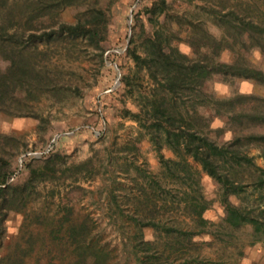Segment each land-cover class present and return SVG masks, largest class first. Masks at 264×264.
<instances>
[{
    "label": "rangeland",
    "instance_id": "1",
    "mask_svg": "<svg viewBox=\"0 0 264 264\" xmlns=\"http://www.w3.org/2000/svg\"><path fill=\"white\" fill-rule=\"evenodd\" d=\"M157 1H89L67 6L56 15V23H75L79 16L84 20V12L100 8L109 19L107 38L99 46L85 37L67 38L49 46V67L60 73L65 93L57 99L41 97L34 102L38 117L0 113V132L9 137L0 150L11 155L14 169L9 181L22 182L28 177L26 162L45 171L38 174L25 203L4 215L0 258L12 250L18 253L17 245L24 246L31 233L42 238L45 228L38 221L56 222L68 208L74 218L85 220L92 246L104 252V263L92 257L89 264H264L263 240L252 238L250 225L234 228L225 223L219 202L221 189L199 166L194 165L200 171L198 184L179 179L172 183L168 179L166 189L171 188V194L152 190L164 171L160 155L163 159L174 155L166 147L158 152L147 132L125 112H136L155 86L148 70L137 67L130 49L143 56L145 38L158 32L170 38L187 62L200 60L210 53L208 36L220 39L224 35L211 9L225 14L248 7L254 17L259 14L264 18V0H164L161 12H145L144 7ZM195 40L197 46L192 43ZM249 52L251 64L264 70L260 53ZM234 57V51L225 48L215 59L230 62ZM123 76L128 80L127 87ZM204 87L212 89L213 100L221 101L198 109L209 122L205 130L209 129L212 138L224 140L238 135L244 143L242 149L264 166L254 141L246 138L258 131L254 124L259 121L249 113L264 110V83L235 75H214ZM188 89L183 88L176 97L185 118L191 120L185 111L191 112L195 97ZM237 94L245 97L228 103V98ZM216 106H220L219 114L212 108ZM50 151L60 155L56 162L49 163L55 167L52 171L45 170L42 163ZM241 168L248 178L251 168ZM242 188L236 201L242 199L246 204L254 195L246 185ZM199 193L209 204L202 215L207 222L200 232L189 205L196 202L194 197ZM231 199L235 200L233 196ZM135 219L137 224H150L139 229ZM39 242L48 245L39 239L35 250L22 256V264H47L56 253H46L49 245L46 251H40ZM61 260L59 254L53 261L61 264Z\"/></svg>",
    "mask_w": 264,
    "mask_h": 264
},
{
    "label": "trees",
    "instance_id": "2",
    "mask_svg": "<svg viewBox=\"0 0 264 264\" xmlns=\"http://www.w3.org/2000/svg\"><path fill=\"white\" fill-rule=\"evenodd\" d=\"M89 1L97 2L0 0V113L8 116L38 117L39 114L33 109L34 102L39 101L41 97L57 99L65 93L66 88L60 73L49 67L47 48L67 38L72 40L85 37L95 46L106 40L109 19L100 8L92 9L89 13L84 12L82 21L81 16L75 23L55 21L56 15L63 8ZM164 7V0H159L144 9L148 14L156 15ZM211 13L217 16V21L220 20L219 25L224 35L220 39L208 36L207 47H210V53L200 60L187 62L185 54L171 45L170 38H164L158 32L145 38L143 56L129 50L137 67L148 70L155 86L142 100V104H139L136 112L126 109L125 112L147 132L158 152L166 147L174 155V158L169 159H163L160 155L164 171L160 179L154 181L153 191L159 189L170 193L171 188L166 189L168 179L172 183L175 182L174 179H179L180 182L189 180L198 184L200 171L195 166H199L221 189L219 202L224 211L225 223L234 228L250 225L253 230L252 238L264 242V166L258 165L248 150L242 149L244 143L238 135L234 134L226 140L223 137L212 138L209 129L205 130L204 127L209 126V122L198 111L199 108H206L210 104L221 103L219 100H213L215 95L212 89L204 87L206 81L214 75H235L264 83V70L256 68L247 59L250 50L258 51L264 59V18L259 14L254 17L248 7L231 9L225 14L211 9ZM196 42L192 41L195 46ZM225 48L234 51L235 57L230 62L216 60L215 56ZM123 80L127 87V78L123 76ZM183 88H189L195 97L191 105L192 115L189 110L185 111L188 118L192 117L191 120L185 118L176 97L182 93ZM243 97L245 96L241 94L229 97L228 103L232 104L233 100ZM212 108L217 114L220 113V106ZM250 115L259 121L253 123L258 126V131L250 132L246 138L254 141V147L264 160V110L254 109ZM8 138L0 132V147H4L3 143H6ZM59 156L56 151L48 152L42 159L45 170H54V165L49 163L56 162ZM243 161L246 164H243ZM243 165L251 168H248V178L243 175ZM25 167L29 175L24 181H9L14 174L11 155L5 150H0V246L4 215L25 203L27 193L34 187V181L38 180V174L45 173L44 169L40 171L30 162H26ZM243 180L246 182L242 183ZM245 185L252 189L250 192L254 198L243 204L242 199L238 202L236 198H241L244 191L242 187ZM143 193L146 192L143 190ZM165 196L163 202L167 203ZM232 196L235 200L231 199ZM194 200L196 202L189 205L194 210L200 232L207 222L202 215L209 204L202 193L196 195ZM72 213L66 208L64 215L56 222L40 219L38 223L44 224L45 228L42 238L31 233L24 246L17 245L18 253L13 254L12 250L9 254L1 256L0 264H22V256L33 252L39 239L46 240L49 245V250L46 251L44 248L48 245L44 246L39 242L40 251L50 254L52 251L56 252L54 257L47 259V264H56L53 260L57 259L59 254L65 261L62 263L61 260V264H89L92 257L104 263V252L101 248L92 246L91 238L87 236L88 227L85 220L74 218ZM135 223H138L136 219ZM141 224H137L139 229L150 224V221ZM167 231L172 230L168 228ZM65 251L68 254H65Z\"/></svg>",
    "mask_w": 264,
    "mask_h": 264
}]
</instances>
